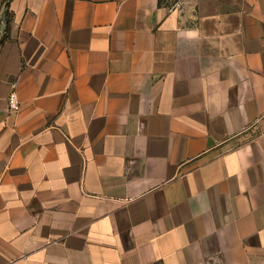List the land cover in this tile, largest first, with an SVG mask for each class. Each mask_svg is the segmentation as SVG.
Listing matches in <instances>:
<instances>
[{
  "label": "crops",
  "instance_id": "obj_1",
  "mask_svg": "<svg viewBox=\"0 0 264 264\" xmlns=\"http://www.w3.org/2000/svg\"><path fill=\"white\" fill-rule=\"evenodd\" d=\"M7 1L0 264H264V0Z\"/></svg>",
  "mask_w": 264,
  "mask_h": 264
},
{
  "label": "built area",
  "instance_id": "obj_2",
  "mask_svg": "<svg viewBox=\"0 0 264 264\" xmlns=\"http://www.w3.org/2000/svg\"><path fill=\"white\" fill-rule=\"evenodd\" d=\"M17 83L12 84V90L9 94L8 102L9 109L12 111H17L20 108V102L18 99L17 91H16Z\"/></svg>",
  "mask_w": 264,
  "mask_h": 264
},
{
  "label": "trees",
  "instance_id": "obj_3",
  "mask_svg": "<svg viewBox=\"0 0 264 264\" xmlns=\"http://www.w3.org/2000/svg\"><path fill=\"white\" fill-rule=\"evenodd\" d=\"M10 1L11 0H8L6 3H5V19H6V22L7 24H9L10 22V19H11V11H10ZM8 38V32L7 30L2 33L1 37H0V48L2 47V45L4 44V42L6 41V39Z\"/></svg>",
  "mask_w": 264,
  "mask_h": 264
},
{
  "label": "water",
  "instance_id": "obj_4",
  "mask_svg": "<svg viewBox=\"0 0 264 264\" xmlns=\"http://www.w3.org/2000/svg\"><path fill=\"white\" fill-rule=\"evenodd\" d=\"M5 28H6V24L5 23H2L1 24V28H0V30H1L2 33L5 31Z\"/></svg>",
  "mask_w": 264,
  "mask_h": 264
}]
</instances>
